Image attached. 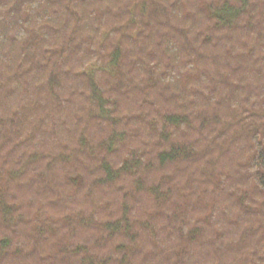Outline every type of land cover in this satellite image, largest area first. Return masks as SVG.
Segmentation results:
<instances>
[{"label": "trees", "instance_id": "trees-1", "mask_svg": "<svg viewBox=\"0 0 264 264\" xmlns=\"http://www.w3.org/2000/svg\"><path fill=\"white\" fill-rule=\"evenodd\" d=\"M0 264H264V0H0Z\"/></svg>", "mask_w": 264, "mask_h": 264}]
</instances>
